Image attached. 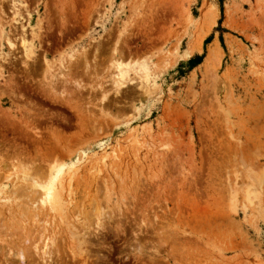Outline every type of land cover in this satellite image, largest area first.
Listing matches in <instances>:
<instances>
[{
    "label": "rangeland",
    "instance_id": "1",
    "mask_svg": "<svg viewBox=\"0 0 264 264\" xmlns=\"http://www.w3.org/2000/svg\"><path fill=\"white\" fill-rule=\"evenodd\" d=\"M263 132L264 0H0V264H264Z\"/></svg>",
    "mask_w": 264,
    "mask_h": 264
},
{
    "label": "bare ground",
    "instance_id": "2",
    "mask_svg": "<svg viewBox=\"0 0 264 264\" xmlns=\"http://www.w3.org/2000/svg\"><path fill=\"white\" fill-rule=\"evenodd\" d=\"M126 70H127V68H125V67H123V66H121L120 64H118L117 66H116V81L114 82V84L116 85L115 86V88L117 89L115 92H119L118 91V88H119V86H123V85H125V83L127 82V80H126ZM60 73V72H59ZM67 73V72H66ZM142 73H143V71H142ZM53 78V77H52ZM68 78V77H67ZM119 94V93H118ZM260 127V126H259ZM262 129V128H261ZM258 131V130H257ZM260 133V132H259ZM264 133V132H263ZM241 144V143H240ZM237 145V144H236ZM249 145V144H248ZM241 146V145H240ZM238 148V147H237ZM245 148H246V146H245ZM245 148L243 147V149L245 150ZM260 148V147H259ZM233 149V148H232ZM236 149V148H235ZM239 149H240V147H239ZM242 149V148H241ZM243 149H242V151L241 152H243ZM255 149V148H254ZM247 150V149H246ZM245 150V151H246ZM256 150V149H255ZM258 150V149H257ZM237 151V150H236ZM240 151V150H239ZM260 151V150H259ZM230 152H232L233 153V151H230ZM240 152V153H241ZM256 152V151H255ZM237 153V152H236ZM235 153V154H236ZM245 153V152H244ZM244 153H243V156H244ZM248 153H249V150H248ZM247 154V153H246ZM260 154V153H259ZM241 155V154H240ZM247 155H250V154H247ZM254 155V154H253ZM261 155H264V153H263V150H262V152H261V154H260V156ZM242 156V157H243ZM252 155H250L249 156V158L251 157ZM234 157H236V156H234ZM235 159V158H234ZM239 159V158H238ZM237 159V160H238ZM250 159H253V157H251ZM242 160L243 159H241L240 161H238L240 164H242ZM248 160V159H247ZM255 160V159H254ZM262 160V159H261ZM244 161V160H243ZM250 161V160H249ZM249 161H247V162H245V163H247V164H249L250 165V163H251V166L253 165L252 164V162H249ZM249 162V163H248ZM255 162V161H254ZM257 162V161H256ZM244 163V164H245ZM258 163V162H257ZM246 164V165H247ZM263 164V163H262ZM243 165V164H242ZM246 165H243V167L245 166V169H242V170H244V172H246L247 170H246ZM254 165H256L255 163H254ZM237 166V165H236ZM259 165H257L256 167L255 166H253V168H256V169H258V168H260V167H258ZM262 166V165H261ZM234 167V166H233ZM263 167V166H262ZM239 168V167H238ZM260 169H263V168H260ZM16 170V169H15ZM250 170L251 169H249V172H250ZM259 170V169H258ZM257 170V171H258ZM16 171H18V172H20L21 173V175H22V177L23 178H21L20 177V179H26V180H22L23 182H22V184L20 185V186H23V188L24 187H26V188H24V189H26V190H29V192L30 193H34L33 191L35 190V189H39V194L37 193L36 194V196H34V198H35V200H36V202H35V204H37V208H38V210H46V212L47 213H54L56 210H58V208L60 207V199H59V191L57 190V188L59 187V186H61L60 184V179L58 178H54V176L52 175V173L51 172H49V173H46L47 175V177H46V181L45 182H40V183H38V182H36L35 180H31V172L27 169V167L25 168V167H19V169L18 170H16ZM253 171V170H252ZM19 173V174H20ZM242 173V172H241ZM18 174V173H17ZM236 174V173H235ZM238 174V173H237ZM246 174V176H247V172L245 173ZM243 176H244V174H242ZM43 176V175H42ZM241 176V175H240ZM242 176V177H243ZM249 176V175H248ZM253 176H254V174H253ZM59 177H61L60 175H59ZM68 177V176H67ZM241 177V178H242ZM260 177V176H259ZM258 177V178H259ZM64 178V177H63ZM66 178V177H65ZM246 177H244L242 180H244ZM250 178H252V175H251V177ZM257 178V179H258ZM28 179V180H27ZM68 179V178H67ZM30 180V183H31V185H28V181ZM63 180V179H62ZM241 180V181H242ZM262 180V179H261ZM248 181V180H247ZM256 181V180H255ZM64 182H65V180H64ZM244 182V181H243ZM63 183V182H62ZM245 183V182H244ZM260 183L261 184H263L264 183V180H262V181H260ZM63 185H64V183H63ZM62 185V186H63ZM247 185L249 186L250 184L249 183H247ZM256 185V187H254L255 189L257 188V185H259V184H255ZM245 186V185H244ZM252 185H250V187H251ZM19 187V186H18ZM18 187H16V188H14L16 191L18 190ZM249 187V188H250ZM21 188L22 187H20L19 189V191H21ZM22 188V189H23ZM63 188H65V187H62V190H63ZM254 188H252L251 187V189H249L248 190V192L251 190V191H256V190H254ZM243 189H246V187H244ZM61 191V190H60ZM247 192V193H248ZM64 193H65V191H64ZM250 193V192H249ZM248 193V194H249ZM62 195H64L63 194V192L61 193ZM245 194H246V191H245ZM248 194H246V195H248ZM255 194V193H254ZM27 195H28V193H27ZM253 195V194H252ZM62 197V196H61ZM66 197H67V195H66ZM27 199L28 198H30L29 197V195L26 197ZM32 199V198H31ZM30 200V199H29ZM244 208H245V206H243ZM24 208H26V207H24ZM27 208H28V206H27ZM31 208V207H30ZM33 208V207H32ZM27 210V209H26ZM33 210V209H32ZM35 212V211H34ZM46 213V214H47ZM35 216H37L36 214H35ZM47 216H48V214H47ZM58 218V217H57ZM97 221H98V219H97ZM13 222V221H12ZM98 224V223H97ZM51 225V224H50ZM89 228V227H88ZM85 229V228H84ZM83 229V231H85L86 232V230H84ZM88 230V229H87ZM86 234V233H85ZM49 243H50V246L52 245V244H54L55 243V240H53V239H49ZM54 242V243H53ZM10 243V242H9ZM26 243V242H25ZM45 243V242H44ZM46 243H48V240H47V242ZM44 244L43 245V247L41 248V251L43 250L44 251V249H46L47 247H49V246H47V244ZM11 245V244H10ZM30 245V244H29ZM54 247H55V244L53 245ZM53 246H51V247H53ZM10 247V246H9ZM35 247H36V245H35ZM53 247V248H54ZM12 249V248H11ZM35 249H37V248H35ZM6 250V249H5ZM9 250V249H8ZM17 250H19V252H17L18 254L17 255H21V252L23 251H21V249L19 248V249H17ZM16 250V251H17ZM13 251V250H12ZM25 251V250H24ZM46 251L47 250H45V252H40V254L42 253V255H48V253H50V252H48L47 251V253H46ZM11 252V251H10ZM14 252V251H13ZM12 252V253H13ZM24 253V252H23ZM25 253H26V251H25ZM14 254V253H13ZM8 255H10V254H8ZM46 255V256H47ZM16 256V255H15ZM41 256V255H40ZM13 257V256H12ZM17 257V256H16ZM42 257V256H41ZM40 257V258H41ZM42 259V258H41Z\"/></svg>",
    "mask_w": 264,
    "mask_h": 264
},
{
    "label": "trees",
    "instance_id": "3",
    "mask_svg": "<svg viewBox=\"0 0 264 264\" xmlns=\"http://www.w3.org/2000/svg\"><path fill=\"white\" fill-rule=\"evenodd\" d=\"M220 3H222L223 0H218ZM202 56H194L188 61V65L193 68L201 63Z\"/></svg>",
    "mask_w": 264,
    "mask_h": 264
}]
</instances>
